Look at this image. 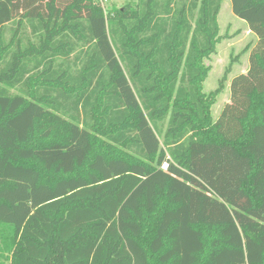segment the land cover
<instances>
[{"label":"trees","instance_id":"16d2710c","mask_svg":"<svg viewBox=\"0 0 264 264\" xmlns=\"http://www.w3.org/2000/svg\"><path fill=\"white\" fill-rule=\"evenodd\" d=\"M95 1L0 0V264H264V0L216 120L223 0Z\"/></svg>","mask_w":264,"mask_h":264},{"label":"rangeland","instance_id":"374dc122","mask_svg":"<svg viewBox=\"0 0 264 264\" xmlns=\"http://www.w3.org/2000/svg\"><path fill=\"white\" fill-rule=\"evenodd\" d=\"M108 15L125 5L134 7L136 0H96ZM218 34L213 51L203 59L208 68L201 82L205 95L216 92L210 106L212 120H216L223 106L229 102V84L238 74L248 68V56L254 39L245 35L246 27L233 17L229 0H223L217 16Z\"/></svg>","mask_w":264,"mask_h":264},{"label":"crops","instance_id":"0c3cea01","mask_svg":"<svg viewBox=\"0 0 264 264\" xmlns=\"http://www.w3.org/2000/svg\"><path fill=\"white\" fill-rule=\"evenodd\" d=\"M233 17H234V15H233ZM235 19H237L236 17H235ZM239 22H241L243 25H245V27H246V32H245V35L247 36V37H250V38H252V39H254V44L252 45V47H251V51L254 49V47H255V45H256V41H257V38H256V36L251 32V31H249V29H248V27H247V25L243 22V21H241V20H239V19H237ZM250 51V52H251ZM250 54V53H249ZM249 57V56H248ZM244 73V72H243ZM242 73V74H243Z\"/></svg>","mask_w":264,"mask_h":264},{"label":"built area","instance_id":"2783aa9c","mask_svg":"<svg viewBox=\"0 0 264 264\" xmlns=\"http://www.w3.org/2000/svg\"><path fill=\"white\" fill-rule=\"evenodd\" d=\"M164 168H165V166H164Z\"/></svg>","mask_w":264,"mask_h":264}]
</instances>
